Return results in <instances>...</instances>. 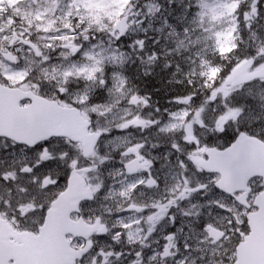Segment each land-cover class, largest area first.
<instances>
[{"label": "snow or ice", "instance_id": "snow-or-ice-1", "mask_svg": "<svg viewBox=\"0 0 264 264\" xmlns=\"http://www.w3.org/2000/svg\"><path fill=\"white\" fill-rule=\"evenodd\" d=\"M0 264H264V0H0Z\"/></svg>", "mask_w": 264, "mask_h": 264}]
</instances>
